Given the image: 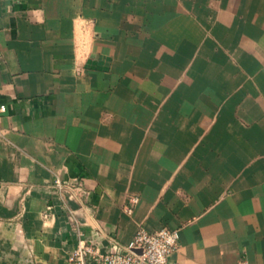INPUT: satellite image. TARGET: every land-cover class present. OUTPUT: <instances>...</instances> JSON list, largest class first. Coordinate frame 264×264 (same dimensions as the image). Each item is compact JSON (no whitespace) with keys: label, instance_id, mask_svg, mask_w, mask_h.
Listing matches in <instances>:
<instances>
[{"label":"crops","instance_id":"obj_1","mask_svg":"<svg viewBox=\"0 0 264 264\" xmlns=\"http://www.w3.org/2000/svg\"><path fill=\"white\" fill-rule=\"evenodd\" d=\"M0 105V264H264V0H0Z\"/></svg>","mask_w":264,"mask_h":264},{"label":"built area","instance_id":"obj_2","mask_svg":"<svg viewBox=\"0 0 264 264\" xmlns=\"http://www.w3.org/2000/svg\"><path fill=\"white\" fill-rule=\"evenodd\" d=\"M6 107L0 105V113ZM60 191L68 190L70 197L86 191L78 179L72 181H56ZM139 197L132 196L124 211L132 216ZM179 230L162 228L156 231L148 230L141 226L135 237L125 245L115 243L107 254H100L92 242L80 240L77 247L69 256L70 264H171L170 256L179 248ZM240 264H248L242 262Z\"/></svg>","mask_w":264,"mask_h":264}]
</instances>
